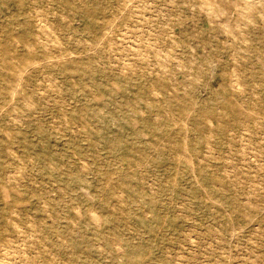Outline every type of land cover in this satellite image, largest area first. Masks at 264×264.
I'll return each mask as SVG.
<instances>
[{
    "label": "rangeland",
    "instance_id": "rangeland-1",
    "mask_svg": "<svg viewBox=\"0 0 264 264\" xmlns=\"http://www.w3.org/2000/svg\"><path fill=\"white\" fill-rule=\"evenodd\" d=\"M0 246L264 264V0H0Z\"/></svg>",
    "mask_w": 264,
    "mask_h": 264
},
{
    "label": "bare ground",
    "instance_id": "bare-ground-1",
    "mask_svg": "<svg viewBox=\"0 0 264 264\" xmlns=\"http://www.w3.org/2000/svg\"><path fill=\"white\" fill-rule=\"evenodd\" d=\"M256 2H257V0H256ZM261 2H263V0H261ZM248 6H249V5H248ZM248 6H247V7H248ZM242 8H243V7H242ZM244 8H245V7H244ZM250 8H251V7H250ZM38 9H39V8H38ZM207 9H208V8H207ZM211 9L214 10L212 7H211ZM242 10H243V9H242ZM246 10H247V9H246ZM248 10H249V9H248ZM210 14H211V12H210ZM114 17H115V16H114ZM37 18H38V17H37ZM241 18H242V17H241ZM43 20H44V21H47L46 19H43ZM41 23H42V21H41ZM43 23H44V22H43ZM237 24H238V23H237ZM39 25H40V24H39ZM109 28H110V27H109ZM105 29H106V28H105ZM56 36H57V35H56ZM37 38H38V37H37ZM39 38H40V37H39ZM44 38H45V37H44ZM40 39H41V38H40ZM54 42H55V41H54ZM99 43H100V42H99ZM48 44H49V43H48ZM58 44H59V43H58ZM29 45H30V44H29ZM97 46H98V45H96V47H97ZM96 47H95V49H96ZM151 47H152V45H151ZM151 47H150V48H151ZM92 51H93V50H92ZM156 53H158V52H156ZM156 53H155V54H156ZM153 54H154V53H153ZM157 56H158V55H157ZM157 56H155V57H157ZM158 57H159V56H158ZM33 61H34V60H33ZM36 64H37V63H36ZM183 67H184V66H183ZM159 68H160V67H159ZM29 69H31V68H29ZM26 70H27V69H26ZM123 70H124V69H123ZM186 70H187V69H186ZM124 71H125V70H124ZM158 73H159V72H158ZM18 78H19V77H18ZM22 78H23V77H22ZM234 78H235V77H234ZM231 81H233V80H231ZM234 81H235V80H234ZM19 82H20V81H19ZM235 84H237V83H235ZM237 85H238V84H237ZM237 85H236V86H237ZM16 86H17V85H16ZM230 87H231V86H230ZM231 88H232V87H231ZM236 88H237V87H236ZM168 91H170V90H168ZM153 92H154V91H153ZM157 92H158V91H157ZM11 95H12V94H11ZM254 95L256 96V94H254ZM148 101H149V100H148ZM10 102H11V101H10ZM15 106H16V105H15ZM242 108H243V106H242ZM2 109H3V108H2ZM9 116H10V115H9ZM160 116H161V115H160ZM160 116H159V117H160ZM155 117H156V116H155ZM13 119H14V118H13ZM13 121H14V120H13ZM15 121H17V120H15ZM181 122H183V121H181ZM82 127H83V126H82ZM166 142H167V141H166ZM6 149H7V148H6ZM10 150H11V149H10ZM84 163H85V162H84ZM5 179H6V178H5ZM16 185H17V184H16ZM221 187H222V186H221ZM3 190H4V189H3ZM4 198H5V197H4ZM44 203H45V202H44ZM50 205H51V204H50ZM47 206H48V205H47ZM13 207H14V206H13ZM13 207H12V208H13ZM50 209H51V208H50ZM11 210H12V209H11ZM77 210H78V209H76V212H78ZM11 212H12V211H11ZM11 212H10V214H11ZM78 213H79V212H78ZM29 216H30V215H29ZM18 217H19V216H18ZM8 218H9V216H8ZM12 219H13V218H12ZM6 220H8L7 217H6ZM13 221H14V220H13ZM30 222H31V221H30ZM97 222H98V221H97ZM13 224H14V223H13ZM14 225H15V224H14ZM33 226H34V225H33ZM33 226H32V227H33ZM16 227H17V224H16ZM18 227H19V226H18ZM21 227H22V226H21ZM19 228H20V227H19ZM23 228H24V227H23ZM21 229H22V228H21ZM28 233H29V232H28ZM34 233H36V232H34ZM12 237H13V236H12ZM6 239H7V238H6ZM28 239H30V238H28ZM23 240H25V239H23ZM31 240H32V239H31ZM10 241H12V240H10ZM1 243H2V242H1ZM2 244H3V243H2ZM8 245H9V244H8ZM10 245H11V244H10ZM3 246H4V245H3ZM3 246H2V248L5 247V246H4V247H3ZM6 246H7V245H6ZM13 246H14V245H13ZM14 247H15V246H14ZM116 247H117V246H116ZM0 248H1V246H0ZM119 248H120V247H119ZM0 250H1V249H0ZM3 250H4V249H3ZM3 250H2V251H3ZM120 250H121V249H120ZM2 251H0V252H2ZM7 251H8V250H7ZM13 251H14V250H13ZM117 251H118V250H117ZM9 252H10V249H9ZM9 252H8V253H9ZM4 253L7 254V252H3L2 254H4ZM12 253H13V252H12ZM2 254H0V255H2ZM6 254H5V255H6ZM10 255H11V254H10ZM15 255H16V254H15ZM1 257H2V256H1ZM4 258H5V257H4ZM53 258H54V257H53ZM54 259H55V258H54ZM8 260H9V259H8ZM19 260H21V259H19ZM22 260H23V259H22ZM25 262H26V261H25ZM57 262H58V261H57ZM19 263H20V261H19ZM0 264H4V262H2V261L0 260Z\"/></svg>",
    "mask_w": 264,
    "mask_h": 264
}]
</instances>
